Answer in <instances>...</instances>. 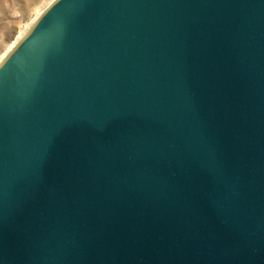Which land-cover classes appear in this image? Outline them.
Returning a JSON list of instances; mask_svg holds the SVG:
<instances>
[{"label":"water","instance_id":"95a60500","mask_svg":"<svg viewBox=\"0 0 264 264\" xmlns=\"http://www.w3.org/2000/svg\"><path fill=\"white\" fill-rule=\"evenodd\" d=\"M0 264H264V0H58L0 67Z\"/></svg>","mask_w":264,"mask_h":264},{"label":"rangeland","instance_id":"374dc122","mask_svg":"<svg viewBox=\"0 0 264 264\" xmlns=\"http://www.w3.org/2000/svg\"><path fill=\"white\" fill-rule=\"evenodd\" d=\"M50 6L51 0H0V67L29 23Z\"/></svg>","mask_w":264,"mask_h":264},{"label":"bare ground","instance_id":"6f19581e","mask_svg":"<svg viewBox=\"0 0 264 264\" xmlns=\"http://www.w3.org/2000/svg\"><path fill=\"white\" fill-rule=\"evenodd\" d=\"M58 0H51V5H53L54 3H56ZM44 12V11H43ZM43 12L41 13V15H38L36 18H35V20H33L32 22H30L29 23V25L26 27L27 29H26V31H24L23 33H22V35L20 36V39L18 38V40L16 41V45L14 44V46L12 47V52L16 49V47L20 44V42H22L21 40H24L25 39V37L28 35V34H26L27 32H28V30L29 29H31V30H33L34 29V27H35V25L39 22V20L42 18L41 16H43L42 14H43ZM39 14V13H38ZM32 26V27H31ZM30 30V31H31ZM25 33V34H24ZM28 33H30V32H28ZM10 54V53H9ZM10 56V55H9ZM7 59V58H6ZM5 60V59H4ZM6 61V60H5ZM5 61H3V63L5 62ZM1 62V61H0ZM2 63V64H3Z\"/></svg>","mask_w":264,"mask_h":264}]
</instances>
